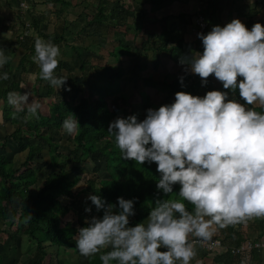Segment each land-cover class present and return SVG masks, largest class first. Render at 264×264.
Segmentation results:
<instances>
[{"label": "clouds", "instance_id": "obj_1", "mask_svg": "<svg viewBox=\"0 0 264 264\" xmlns=\"http://www.w3.org/2000/svg\"><path fill=\"white\" fill-rule=\"evenodd\" d=\"M197 35L203 51L181 57L185 72L198 75L202 84L214 75L225 90L234 94L238 89L244 104L229 99L228 91L214 89L203 96L178 91L172 103L147 109L142 120L130 115L110 122L107 131L121 157L139 164L155 162L157 190L167 196L179 184L182 200L156 199L147 223L130 226L133 200L117 197L114 205L91 195L103 215L92 216L78 229L75 247L82 256L99 253L102 264H190L196 251L189 234L207 242L219 229L264 218V26L256 22L248 29L233 18ZM34 47L39 78L56 90L65 86L66 78L55 75L59 46L37 38ZM9 59L0 46V67ZM9 78L7 72L0 74V80ZM179 79L183 84L184 77ZM255 103L261 111L246 107ZM8 104L15 108L13 119L25 105L22 119L39 118L41 104L29 103L28 93L9 92ZM71 114L62 122L67 134L79 126ZM107 248L111 250L102 251Z\"/></svg>", "mask_w": 264, "mask_h": 264}, {"label": "trees", "instance_id": "obj_2", "mask_svg": "<svg viewBox=\"0 0 264 264\" xmlns=\"http://www.w3.org/2000/svg\"><path fill=\"white\" fill-rule=\"evenodd\" d=\"M116 1L121 3L120 0ZM152 1L157 3L160 0ZM202 2L205 3L204 9L208 17V32L219 21L217 9L219 0H202ZM259 4L264 5V0H256L254 2V6ZM108 5V0H99L91 18L87 20L82 30L88 25H102L105 23L112 27L124 25L126 17L132 13L129 7L122 6L121 4L120 9H116L113 6L108 8ZM257 12L254 7L246 13L247 21L244 25L247 28L252 27L256 23L251 18ZM184 13H180L177 21H172L174 23H171V26L163 25L160 32L146 33L140 46H133L125 40L118 39V44L109 52V55L116 62H119L120 58L124 55L132 57L131 67H127L133 72H136V64L140 57L139 53L134 52L138 49L144 50L145 53L146 51L147 53L150 51L154 60L156 58L158 60L160 54L168 53L169 58L180 67L182 72L179 76L167 74L163 77L162 83L168 88V95L165 100L159 102V105L155 109L162 104H166V100H169L171 96H175V93L178 91L203 96L207 91L211 90L208 85L211 76L208 78L206 84H202L201 78L198 75L185 72V65L179 62L181 57L194 55L198 50L200 52L203 51V45L196 47L195 40L198 41L196 38L192 41L184 38L186 29L190 26V21L185 18ZM17 20L22 23L21 25H23L24 21L31 20L29 22L34 29L39 30V35L42 38H53L55 41L63 39L62 36L56 34L51 36L50 34L43 33L40 30L38 21L30 13L28 16L22 13L19 14ZM172 26L175 29L171 28ZM139 27L140 25L136 24L135 30L137 32L139 31ZM20 31L21 29L18 30V35ZM17 39H19L18 36ZM36 39L37 37L27 47L28 55L31 56L30 68L24 66L23 56L19 60L18 66L21 67L22 72L29 69L30 72L36 74V81L45 83L44 93L38 91L39 86H36L37 84L34 87L36 102H39L42 106L44 96L52 95L54 103H57L61 108L62 117L55 109L50 110L49 114H44L40 108L37 112L38 119L32 118L27 121L22 119L27 114V110L16 113V118L13 119L12 113L15 112V108L8 104V93H21L19 84L23 80L20 77L16 79L15 76L12 77V81H10V78L8 80H0V99L4 101L1 117L13 127L8 137L16 143L19 152H26L21 165L14 167L13 162L8 160L7 156L1 151L6 146V143H8L7 137L0 140V225L3 226L6 220L15 221V231L27 235L34 242L24 255L27 264H43L48 254L54 255L56 264H66L67 259L65 258V254H69V259L73 258L70 264H102V261L99 259V253L94 256L84 257L75 247L78 229L87 226V220L84 218L85 213L96 217H102L103 215V210L97 211L89 197L97 195L107 203L114 205L117 204V197L133 200L135 214L129 217V221L130 226H134L140 222L147 223L148 213L155 206L154 201L156 199L182 200L178 196L180 185H174L173 193L164 196L156 188V182L160 175L157 172L156 163L146 162L139 164L133 160L123 159L119 149L115 145L114 136L107 131L112 119L117 117L126 118L130 115H135L138 120L144 119L147 109L151 108L149 103L151 97L148 91L143 90L142 92L145 104L144 108L142 110L135 108L128 102L130 92L118 94V88L114 83V80L119 79L122 75L123 67L111 64L107 60L105 64L93 67L94 71L92 73V64L82 54L75 52L72 55L73 66L80 71V76L74 79L72 83L75 85L76 80H78L79 85L92 88L93 92L88 97L81 98L77 104L70 107L67 93L63 87L56 90L47 81L39 78L40 69L32 60V57L35 55L34 45ZM18 41L20 42L21 40L19 39ZM75 46V44L71 46L72 49ZM60 65L58 61L57 69ZM109 70L113 74H110ZM145 70L147 88H154V82L149 81L150 75L148 69H143L142 71ZM5 72L9 73V70L4 68L2 72L0 71V74ZM181 76L184 77L183 84H181L179 79ZM111 77L115 79L111 81ZM239 79L241 78L238 77ZM228 98H234L241 104H244V101L239 97L238 89L234 94L230 91ZM246 107H252L256 111L262 110L257 104ZM70 112L78 120L79 126L73 134H68V141L73 147L67 153H63L58 151L59 142L54 137L63 120L72 115ZM44 147H47L48 157L46 160L44 159L39 167L44 168V173H36L32 162L37 158H41L40 153ZM88 160L101 162L103 163V167L99 170L95 166L93 169L87 170L85 164ZM75 167H79L78 174L73 172ZM82 175L85 176L82 178ZM38 181L41 183L38 184ZM82 182L83 186L77 187ZM49 192L58 195H49ZM182 202L186 204L189 211L193 210L192 205L186 201ZM74 205H79V209L81 208L83 212L78 214L73 209ZM86 207L90 208L91 211L86 212ZM250 223L251 220L249 219L235 226L219 229L212 238L220 239L228 247L240 246L247 239L245 228L251 226L249 225ZM213 227L217 228L218 226L213 225ZM252 227L259 232V235L264 233V218L256 220L255 226ZM1 231L11 235L9 227H0ZM260 240L256 238L251 240V242L264 243ZM1 243L2 239L0 237ZM51 247L54 248L52 254L48 253V248ZM110 250V248H107L102 251L106 252ZM158 250L165 251L166 249L160 248ZM262 251L264 249L251 248L246 257L242 258L239 256L240 254L235 255L237 253H230L228 249L216 250L212 256V260L217 264H252L253 262L254 264H258L261 260ZM71 253H73L71 255L73 257L70 256ZM62 254L64 258L59 257ZM202 258L203 256L199 260H193L190 264H204ZM3 259V253L0 251V264H4ZM81 260H84V262H81Z\"/></svg>", "mask_w": 264, "mask_h": 264}, {"label": "rangeland", "instance_id": "obj_3", "mask_svg": "<svg viewBox=\"0 0 264 264\" xmlns=\"http://www.w3.org/2000/svg\"><path fill=\"white\" fill-rule=\"evenodd\" d=\"M108 1V8L113 6L116 9H120L122 4V6L125 5L131 10L132 13L126 17V23L124 25L115 27H112L111 25L109 26L106 23L102 25H88L85 29L82 30L87 20L91 18L93 10H95L94 8L98 5L99 0H80L79 7L75 8L72 14H69L68 16L65 15L62 17H58L56 19L51 15L52 18L50 17L46 20L48 22L47 30H43V33L50 34L51 36L53 34H56L58 36H62L63 39H57L55 41L53 38H42L39 35V30L33 29L27 31L23 38L20 39L21 43L22 40L26 39V41L24 42L25 48L22 47V44L18 42L19 39H17V36L19 37L18 30H20L21 26L19 27V24L17 22L18 20L15 18L16 8H13L10 16H8L5 20L4 28L6 26L7 30H4L3 28V31H1L0 33V43L1 40H3L1 35H4V38L9 40V42L14 41L16 43V52L14 58H12L11 52L8 53V57H10L8 62L10 64L7 62L6 65L0 67V71L2 72L4 68L8 69L10 81H12L13 76H15L16 79H18L19 77L20 79L22 78L23 81L20 82L19 87L21 88V94L28 93L29 103H31V101H36V93L34 92V87L36 84V86H39L38 91L40 93H44L45 91V83L36 81L35 73L30 72L29 69L26 70L27 72H22L21 67L18 66L19 60L23 56L24 66L26 68H30L31 56L28 55L27 47L31 45L35 37L42 38L46 41L51 40L52 43L59 46L61 55L60 57H58V61L61 65L58 69H55V75L58 78H66V85L62 87L64 90L66 88H70V91L65 90L67 93V98L69 100L70 107L77 104L81 98L88 97V95L93 92L92 88H87L82 85H79L78 80H76L75 85H73L72 83L74 79H77V77L80 76V71L73 66L72 55L75 52H79L80 54H82V56L87 59L90 64H92V73L94 71L93 67L101 66V64H105V61L107 60V62H110L111 64H117L123 67L124 70L120 78L114 80L115 78L111 77L110 80H114L115 86L118 88V94L130 92L128 102L131 103L135 108L142 110L145 106L143 101L144 98L142 95L143 90L148 91V94L151 97V99H149V103L152 109H155L156 106L159 105V102L167 98L168 88L162 83L163 77L167 74L179 76L182 72V70L179 69V67L175 65L174 62L169 58L168 53H162L158 57V60L157 58L154 60L151 52L145 53V51L141 49L134 51L140 54V59L137 61L136 64V72H133L129 68L132 65V57L124 55L120 58L119 62H116L113 57L109 55V52L113 49L116 44H118V39L125 40L133 46H140L141 42L143 41V38H145L144 34L150 32H159V21L157 22V24H153V19L156 18L155 15L160 14V12L158 11H162L163 8L169 9L172 13H170L171 16L165 17L164 20H161V27L163 25L171 26V23L176 22L178 15L180 14V12L183 11L185 12V18L190 21L189 29H186L184 38L190 41L194 40V36L191 35L192 33H190L194 22V17L200 11L206 16L204 9L205 3L202 2V0H160L157 3L153 2L152 0H120L121 3H118L116 0ZM251 1L252 0H220V8L222 9L223 13L221 16L220 26H224L233 18H237L241 22L245 20L246 17H244V14L246 12V8H248V5L251 3ZM172 17L174 18V20ZM63 21L64 24L62 23ZM152 21L153 23H151ZM259 21L264 24V12H262V14L260 15ZM62 24L63 26L61 27ZM136 24L140 25L138 32L135 30ZM171 28H173V26ZM173 29H175V27ZM3 42L5 43L4 40L2 41V43ZM74 44L76 46L72 49L71 46H73ZM195 44L196 47H201L202 42L199 40H195ZM197 52L200 51L198 50ZM143 69H148L150 75L149 81L154 82V88H147V80L145 79L146 70L142 71ZM108 72L110 74H113L111 70H109ZM208 85L211 90L215 89L220 91H230L225 90L223 88L222 83L218 81L214 77V75L211 76ZM44 97L45 98L40 109L41 112L44 114H49L50 110L55 109L62 117L61 108L57 103H54L52 95ZM174 98L175 96L169 97V100H166V104L172 102ZM3 102L4 101L0 99V140H3L7 137L8 143H6V146L1 151L5 156H7L8 160L13 162L14 167H19L26 156V152H19L16 143L10 140L8 137L9 134L12 132L13 127L10 123L4 121L1 117ZM255 104L259 105L258 103ZM24 109L27 110L26 105L24 106ZM115 119L116 118L112 119V121H114ZM54 138L59 142V152L67 153V151L73 147V145L68 141V134L63 131L62 124L59 125V128L57 129V134ZM40 156L41 158H37L36 160H34V162H32L33 168H35L36 173H44V168L39 167L41 166V163L44 161V159L46 160L48 157L47 147H44V149H42ZM95 166L98 167V169L100 170L103 167V163L88 160L85 164V168L87 170H91ZM73 172L78 174L79 167H75L73 169ZM85 175H82V178ZM38 182V184L41 183L40 181ZM81 186H83V182L79 183L77 187ZM50 194L51 192H49V195ZM55 195L57 196L58 194H53V196ZM73 209L78 214H81L83 212L81 208L79 209V205H74ZM92 216L93 215L85 213L84 218L85 220H89ZM250 220L251 223L249 225L251 226L245 228V234H248L249 236V238H246L253 240L251 238L256 237L261 239L260 241H264V239H262L264 238V233L259 235V232L255 230L254 227H252L255 226V217L251 218ZM0 227H9L11 231V235L3 231L0 232V237L2 239V243L0 244V251L3 253L4 264H27L24 255L26 251L33 245L34 242L31 241V239L27 235H23L15 231V221L13 222L11 220H6L4 221L3 226L0 225ZM188 239L190 243H192V240H196L197 238H195L192 234H189ZM192 245L194 249L196 248L195 250L198 249L197 251L199 255H205V252L203 250L204 248L200 244L192 243ZM52 252H54V248H48V253L52 254ZM68 255L69 254H65V258L67 259L66 264H70L71 261H73V258L69 259ZM71 255H73V253H71L70 256ZM59 257L64 258V255H59ZM81 262H84V260H81ZM206 262L208 264H213L211 259H208ZM43 264H56V259L54 255L48 254L45 260L43 261ZM252 264H254V262Z\"/></svg>", "mask_w": 264, "mask_h": 264}, {"label": "crops", "instance_id": "obj_4", "mask_svg": "<svg viewBox=\"0 0 264 264\" xmlns=\"http://www.w3.org/2000/svg\"><path fill=\"white\" fill-rule=\"evenodd\" d=\"M79 1L80 0H30V9L28 11H25V13H22V14H26L28 16V14L30 13L34 18H36V20L39 23V27L41 28L40 30L43 31V30H47V23H48L46 21L47 18H50L51 15H52V17H54L56 19L58 17H62V16H65V15L68 16L69 14H72L74 12L75 8L79 7ZM255 1L256 0H252L251 3L248 5V8H246V12L244 14V17H246V13L248 12L249 9H252V8L255 7V9L258 12L251 18V20L254 21V22H259V23H261L262 26H264V24L261 21H259L260 15L262 14V12H264V5L259 4L257 6H254V2ZM14 7L16 8V17L15 18L17 19V16L19 14H21V12L19 11V8H18V0H0V33H1V31H3L2 29L4 28L5 20L7 19L8 16H10L11 11L13 10ZM217 9H218V12H219V14H218L219 21H218V23L216 25H220L221 16L223 14L222 10L220 11V0H219V4H218V8ZM158 12H160V14L159 15H155L156 18L153 19L154 23H153V21L151 23L157 24V22L159 21V26H160V30H161L162 29V27H161V22L162 21L161 20H164L165 17L171 16L170 13H172V12H170V10L167 9V8H163L162 11H158ZM180 13H183V11L180 12ZM29 21L31 22V20H29ZM246 21H247V17H246L245 20L242 21V23L245 24ZM17 22L19 24V27L21 26L20 28H22V25H21L22 23L19 22V21H17ZM62 23L64 24V21ZM63 24L61 25V27L63 26ZM6 28L7 27L5 26L4 30ZM33 29H34V27L30 23V29L29 30H33ZM188 29H189V26H188ZM248 29H251V27H249ZM144 35H146V34H144ZM1 37L5 41V43L4 42L2 43L3 40H1V43H0V46H2L4 48L5 55L8 56L9 55L8 53L11 52L12 53L11 56H12V58H14L15 52H16L14 50V48H15V44L16 43L14 41L13 42H9V40L4 38L5 37L4 35H1ZM24 42H25L24 40H22V43L19 42V43L22 44L23 48H25ZM6 48H7V50H6ZM8 48H9V50H8ZM148 52H150V51H148ZM146 53H147V51H146ZM179 69H180V67H179ZM188 73H190V72L188 71ZM259 219L260 218H256L255 217V220H259ZM245 236L249 238L248 234H246ZM255 238L253 237L251 239H255ZM262 239H264V238H262ZM222 249L226 250L224 248H220V249H217V251H221ZM197 250H195L196 251V256L190 262H192L193 260H199L200 257L203 256L202 259L204 261V264H208L206 262L208 259H211L213 264H217V263H214L213 260H212V256H213V254H214V252L216 250L211 252V251H207V250L203 249L205 254L207 253V255H199ZM235 255H239V254H235ZM239 256L242 257V258L246 257V255L242 256L241 254ZM258 264H264V251H262V253H261V260L258 262Z\"/></svg>", "mask_w": 264, "mask_h": 264}, {"label": "built area", "instance_id": "obj_5", "mask_svg": "<svg viewBox=\"0 0 264 264\" xmlns=\"http://www.w3.org/2000/svg\"><path fill=\"white\" fill-rule=\"evenodd\" d=\"M18 8L21 13L28 11L30 9V0H18ZM208 28V18L200 11L194 17V22L191 28V33L197 40L201 41L198 38V33H206ZM21 31L19 33V39H22L27 31L30 29V22L28 20L23 22ZM192 243L200 244L205 250L213 252L214 250L224 248L230 250L231 253H238L242 256L247 255L248 251L254 246L250 239H246L244 243L237 247H228L224 245L220 239L211 238L207 242H202L198 239L192 240ZM256 246V244H255Z\"/></svg>", "mask_w": 264, "mask_h": 264}, {"label": "bare ground", "instance_id": "obj_6", "mask_svg": "<svg viewBox=\"0 0 264 264\" xmlns=\"http://www.w3.org/2000/svg\"><path fill=\"white\" fill-rule=\"evenodd\" d=\"M256 244V246H255ZM253 247L252 248H256V249H264V243H253ZM238 254V253H237Z\"/></svg>", "mask_w": 264, "mask_h": 264}]
</instances>
